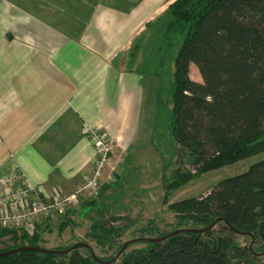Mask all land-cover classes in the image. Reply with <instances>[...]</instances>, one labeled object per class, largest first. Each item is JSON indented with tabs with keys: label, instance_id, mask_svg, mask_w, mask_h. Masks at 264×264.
Wrapping results in <instances>:
<instances>
[{
	"label": "trees",
	"instance_id": "1",
	"mask_svg": "<svg viewBox=\"0 0 264 264\" xmlns=\"http://www.w3.org/2000/svg\"><path fill=\"white\" fill-rule=\"evenodd\" d=\"M164 14L166 28L184 34L174 59L171 89L174 160L170 157L166 163L176 166L162 181L169 193L197 174L264 151V0H173ZM133 47L131 56L138 44ZM191 64L200 81L189 76ZM152 146L161 155L157 145ZM185 156L192 167L181 171ZM169 209L176 216L175 229L202 231L185 230L157 242L142 235L137 240L144 245L129 252L125 248L119 261L104 262L123 243L109 256H99L90 247L103 262L94 259L87 247H78L63 254L13 252L1 255L0 264H264V158L221 179L204 195L169 203ZM72 211L59 214L63 220L58 232L73 224ZM103 225L93 223L91 234L98 243L108 241L111 246V229ZM39 226L35 224L28 234L0 223V237L13 240L0 252L23 245L63 250L76 243L47 248ZM238 234L250 236L251 246L240 245Z\"/></svg>",
	"mask_w": 264,
	"mask_h": 264
},
{
	"label": "crops",
	"instance_id": "2",
	"mask_svg": "<svg viewBox=\"0 0 264 264\" xmlns=\"http://www.w3.org/2000/svg\"><path fill=\"white\" fill-rule=\"evenodd\" d=\"M172 1L0 0V212L26 184L48 195L83 182L95 156L85 125L116 141L112 172L121 167L125 180L137 174L136 183H155L140 170L146 145L157 156L153 118L144 120L153 78L118 57L140 46Z\"/></svg>",
	"mask_w": 264,
	"mask_h": 264
},
{
	"label": "rangeland",
	"instance_id": "3",
	"mask_svg": "<svg viewBox=\"0 0 264 264\" xmlns=\"http://www.w3.org/2000/svg\"><path fill=\"white\" fill-rule=\"evenodd\" d=\"M164 13L160 17H156L147 26V30L143 34L144 39L140 42V46H138L134 55L131 56L130 53L134 51L133 47L126 49L118 57V60H124L126 65L131 64L130 66L146 71L149 73L147 75L153 78L151 86L147 87L151 89V93L147 95V100L151 99L152 102L149 101V106L144 111V120L149 121L153 118L154 142L152 143L157 145L161 155L157 154V157L150 147L147 145L144 147L143 136H141L140 148L144 147L143 155L147 154V156H145L140 170L149 171V176L145 178L155 183L149 185V187L140 185L135 182L138 180L137 174L132 178L134 181L130 178L125 180L120 174L121 167L116 168L115 166V170L112 172V166L108 167V163L99 178V188L96 194L91 196L82 195L77 205L70 207L74 211L70 214L73 224L65 227L63 231L58 232V225L63 220L61 219L63 216L54 212L50 213V219L46 221L44 219H33V226L26 225L25 222H23V225L18 226V228L31 234L35 224L40 223L38 231L43 237V246L53 248L66 246L74 242H85L99 256H109L114 255L118 243L132 240L127 245L125 252L137 249L144 245L143 242L137 240L138 237L142 235L155 237L163 231L175 229L176 216L169 209V203L204 195L221 179L244 172L251 164L264 158V151L240 158L197 174L169 193H165L162 182L163 177L170 178L176 166L172 165V161L170 166H167L166 163L170 160V157L174 160L171 155L174 140L170 134V120L172 117L171 89L174 59L184 34L166 28L168 16ZM189 76L192 79L201 80L200 74L193 64L190 65ZM152 107L154 115H152ZM146 121L142 124L145 133L147 131ZM147 138L146 134V140ZM113 141L116 148V141L114 139ZM189 160L190 158L185 156L181 171L191 170L192 165ZM109 162L112 161L109 160ZM112 163L111 165H113ZM155 176L157 181L154 179ZM165 194H169L167 200ZM41 216L46 215H40L39 217ZM93 223H103L104 229H111L109 232L110 235H113L111 246L108 241L100 244L93 237L91 234ZM98 233L100 239H102L103 233L101 231ZM235 239L240 245H251L250 236L238 234ZM12 242L10 236L0 237V248L12 245ZM80 252L85 254V248H81ZM119 260L120 258L117 261Z\"/></svg>",
	"mask_w": 264,
	"mask_h": 264
},
{
	"label": "built area",
	"instance_id": "4",
	"mask_svg": "<svg viewBox=\"0 0 264 264\" xmlns=\"http://www.w3.org/2000/svg\"><path fill=\"white\" fill-rule=\"evenodd\" d=\"M83 133L88 136L92 142L95 156L93 167L90 173L85 176L83 182L69 193L52 192L48 195H42L34 191L31 185L12 191L8 194L7 200L3 201L4 209L0 212V223L4 226H20L25 222L26 225L33 226V219L40 215H50L54 212L62 214L66 209L77 205L82 195H94L99 188V178L103 174L104 168L110 160V154L115 149V143L100 126L83 127ZM17 177L12 174L5 177L1 185H7ZM8 193L9 188L6 187ZM33 199L29 200L30 198Z\"/></svg>",
	"mask_w": 264,
	"mask_h": 264
},
{
	"label": "water",
	"instance_id": "5",
	"mask_svg": "<svg viewBox=\"0 0 264 264\" xmlns=\"http://www.w3.org/2000/svg\"><path fill=\"white\" fill-rule=\"evenodd\" d=\"M196 231V232H201L202 229H175V230H172L170 232H168L166 235L164 236H161V237H148V238H143V239H147L149 241H153V242H157V241H160V240H164L165 238L173 235V234H176V233H179V232H182V231ZM136 240V239H134ZM132 242V240H128V241H125L120 249L118 250V252L114 255V257L110 260H107V261H104V260H100L98 259L95 254L92 252V249L90 248V246L87 244V243H83V242H76L74 243L73 245H71L69 248L67 249H63V250H55V249H45V248H42V247H35V246H26V245H23V246H18V247H14V248H11V249H7V250H4V251H1L0 252V256L1 255H5V254H9V253H13V252H18V251H23V250H30V251H38V252H46V253H60V254H63V253H66L68 251H71L75 248H78V247H87L90 251H91V255L94 259L100 261V262H112L114 260H116L118 258V256L121 254V252L127 247V245ZM251 245H249L250 247Z\"/></svg>",
	"mask_w": 264,
	"mask_h": 264
}]
</instances>
